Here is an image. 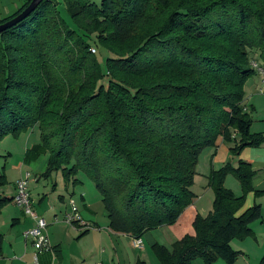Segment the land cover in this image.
Masks as SVG:
<instances>
[{"label": "trees", "instance_id": "1", "mask_svg": "<svg viewBox=\"0 0 264 264\" xmlns=\"http://www.w3.org/2000/svg\"><path fill=\"white\" fill-rule=\"evenodd\" d=\"M252 62L264 72V0H41L0 33V141L37 129L24 162L47 155L40 177L59 172L71 186L83 174L109 231L140 239L192 204L198 158L221 139L228 160L207 177L210 212L195 216L193 235L149 250L157 264H234L230 242L260 219L256 204L240 212L246 196L264 199L250 164H232L264 142L243 106ZM228 175L240 196L224 187ZM1 245L0 235V255Z\"/></svg>", "mask_w": 264, "mask_h": 264}, {"label": "crops", "instance_id": "2", "mask_svg": "<svg viewBox=\"0 0 264 264\" xmlns=\"http://www.w3.org/2000/svg\"><path fill=\"white\" fill-rule=\"evenodd\" d=\"M261 80H262L261 76L255 74L252 78H250L246 82L244 86L243 106L245 112L248 113L250 111L249 112L251 118L250 132L253 133H264V90H262ZM260 90L262 91L260 92ZM228 149L229 147L227 144L222 142L221 139H217L215 146L213 148H207L201 152L198 158V162L195 169L196 174L193 178V184L191 187L193 188L195 186V180L199 176L201 181L199 185L200 188L199 194H195L193 191H191L192 194L194 195L193 202L189 207H187L183 211V213L180 215V217L178 218L177 222L174 225L160 227L156 230L144 234L140 238L142 249L140 248L141 250H139V252H141V254L145 252L144 246L145 247L148 246V248H150L154 244H159L169 248L174 242L179 240L182 236L186 234L193 235L191 224L195 216L205 217L211 210L213 194L207 186V177L210 171L218 170L227 162ZM27 150L28 148H26L25 152ZM9 155L10 154H8V156ZM41 158L43 159L41 161H38ZM237 160H241L243 162L249 163L252 170L255 172L254 178L252 179V187L254 188V190H260V191L264 190V142L259 148L256 149L245 148L244 150H242L238 158L232 161L233 167H235ZM46 162H47V155L46 156L41 155L36 160H32L29 162H24V157H23L21 162L18 161L14 164H11L8 169H5V167L3 166L2 169L3 174L0 175V177L2 176L3 178L0 180V183H4V185L0 186V192H1L0 199L13 198L15 194L14 184L18 180V178L24 173H29V174L34 173L31 176V177L34 176L32 181L35 182V186H38L39 180L42 179L40 175L45 169ZM29 167H31V172L29 170ZM12 173L14 174L13 180H11V189L13 192L11 191V193L7 194L5 193V190L2 189H4L3 187L7 185L9 178L8 176L11 175ZM57 173L60 175L59 172ZM58 180L59 183L57 184L55 183L50 193H46V192L43 193L40 190V194L39 195L36 194L37 196L33 197L30 191L28 190L33 212H35L37 216L42 217L47 221L46 229H49L48 235L46 234V238H47L46 241L49 247L47 249L36 251L32 246L31 240L23 238V233L33 228L34 222L29 216H26L20 208L14 206L11 202L0 208L1 214L7 212L6 221L4 223H0V230L15 225L14 228H10V229L8 228L10 232L13 231V233H9V235L0 232V235L2 237L0 264H28L27 262L24 263V259L27 256H29L27 252V247L32 248L36 252L37 255L36 258L38 264H53L54 262L61 260V253H62L61 244L63 241V237H65V229L67 228L62 223V219L63 216L69 211L68 201L70 199L74 201L75 199L73 197V193H69L66 196H58L57 201L60 203L58 208H60L61 211L57 207H55L54 204H52L51 196H53V194L55 193V191L54 192L52 191L53 190H56L58 192L66 191V187L68 186V183H65L63 181L61 175L59 176ZM81 184L82 182L80 183V185ZM224 187L228 189L230 192H232V194H234L235 196H240L241 194L239 184L237 183V181H232L229 175L224 180ZM79 195H80L79 197L80 200L76 202L78 203L76 204L78 211L79 208L90 211L91 204L87 202V200L84 198L82 194ZM261 201L262 200L257 201V199L254 198L252 193L248 194L246 196L244 206L242 207L240 212L251 207L253 204H256L257 202H261ZM102 213L103 216L106 218L107 216L105 211L103 210V207H102ZM79 216L82 219V221L86 222L88 225L92 227V229L90 230L93 229H94L93 231L98 230V226L95 223H93L91 220L87 218H83L81 213H79ZM263 216H264V211H263ZM60 217L61 219H58ZM156 233H158L159 236L158 235L153 236V234ZM115 236L117 238V241L119 242V246L123 248L129 245L133 246L132 245L133 239L130 238L129 236L120 235V234H115ZM4 240L8 241V243H6ZM161 241L163 242L162 244ZM235 251L243 252L242 250H237V249ZM262 251L263 252H259L260 258L261 255H263L264 253L263 248ZM245 256L248 257L247 254H245ZM7 257L9 258V260H6ZM240 257H244V254ZM257 257L258 256H256V258ZM259 259L257 260V264ZM137 260H140V258H136V261ZM218 261L219 260H217L213 264H220L218 263ZM236 263L237 260L234 264Z\"/></svg>", "mask_w": 264, "mask_h": 264}, {"label": "rangeland", "instance_id": "3", "mask_svg": "<svg viewBox=\"0 0 264 264\" xmlns=\"http://www.w3.org/2000/svg\"><path fill=\"white\" fill-rule=\"evenodd\" d=\"M24 0H0V20L6 19L13 14H15L20 6L22 5ZM61 2V0H58ZM81 2H90L95 5H98L101 0H80ZM62 9V7H61ZM60 11V17L67 23L70 24L65 11ZM93 49L96 53V49ZM249 117L250 113L248 112ZM251 119V118H250ZM259 125V124H258ZM255 127V126H254ZM252 134H262L264 138V133H253ZM38 143V132L37 129H32L29 132L22 133L17 137L12 136H5L0 141V175L3 174V166L5 169H8L11 164H14L21 160L24 157V152L26 148L30 149L32 145ZM8 154H10L8 156ZM46 156V155H44ZM45 158V157H44ZM41 158L38 161H41ZM237 164L235 165V167ZM31 172V167H29ZM36 172V171H35ZM40 172V171H39ZM31 176L34 173H30ZM40 174V173H39ZM13 173L8 177V183L5 187V193H11V180H13ZM59 174H52L49 179H40L38 186H35V182H33V177L28 184V190L30 191L33 197H36L41 192L50 193L51 189L55 185V183H59ZM232 181H236L232 175H229ZM78 180L82 182V184H77L76 186H71L70 183L66 187V191H55L53 196H51V202L54 204L55 207H59L60 203L57 201L58 196H66L69 193H73L74 202L75 204L79 201V194H82L84 198L87 200L88 203L91 204L90 211L83 210L79 208V213H81L83 218H87L91 220L98 226V230H88V232L84 235H81L83 232V228H75L70 225L64 224L65 227V237H63V241L61 244V260L54 262L53 264H134L136 258H140L141 261L145 262V264H157L154 257L151 255L150 250L144 246L145 252L141 254L139 250L135 249L133 246L129 245L126 247L119 246V242L115 234L109 232L107 229V220L103 216L102 213V204L100 202V197L98 191L96 190L94 184L89 181L83 174H79L76 177ZM200 177L196 178L195 186L190 190L193 191L195 194H199L200 192ZM55 188V187H54ZM13 192V191H12ZM1 193V192H0ZM37 194V195H36ZM255 199L257 201L262 200L261 202H257L256 205L260 208V219L254 223L249 225V230L252 236H247L243 239H234L230 242V247L233 248L232 250H242L235 251L239 252L240 255L237 258L236 264H257V260L260 258V253L264 250V199L263 197L257 196ZM77 206V205H76ZM11 207V206H9ZM60 210V208H58ZM9 211V210H8ZM61 211V210H60ZM6 213H0V223H4L6 221ZM35 213V212H34ZM36 214V213H35ZM58 219H61L58 218ZM15 225H12L10 228H14ZM1 229L0 232L3 234L9 235V233H13L9 231V229ZM9 231V232H8ZM8 232V233H7ZM49 229H46L45 235H48ZM158 235V233L153 234V236ZM21 237V235H20ZM161 240V239H160ZM6 243L8 241L4 240ZM163 242L161 241V244ZM236 248V249H235ZM27 252L29 256L24 259V263L28 264H38L37 262V255L36 252L27 247ZM39 254V253H38ZM244 254V257H240ZM248 255V257L245 256ZM264 254V253H263ZM256 256H258L256 258ZM262 256V255H261ZM240 257V258H239ZM6 260H9L7 257ZM260 260V259H259ZM36 261V262H35ZM218 263L224 264L222 261H218ZM191 264H203L201 260L196 259ZM259 264V261H258Z\"/></svg>", "mask_w": 264, "mask_h": 264}, {"label": "built area", "instance_id": "4", "mask_svg": "<svg viewBox=\"0 0 264 264\" xmlns=\"http://www.w3.org/2000/svg\"><path fill=\"white\" fill-rule=\"evenodd\" d=\"M91 53H94L93 49H90ZM251 67L256 73L261 76L262 90H264V72L254 62L251 63ZM260 90V92L262 91ZM31 178L29 173L22 174L14 184L15 194L11 199V203L20 208L26 216H29L34 222L33 228L23 233V238L31 240L32 246L36 251L47 249V238L45 230L47 227V221L37 216L32 210V204L28 193V182ZM69 211L63 216L62 223L70 226H78L83 230H90L92 227L86 222L82 221L79 216L77 206L73 200L68 201ZM132 245L135 249L142 247L140 239H133Z\"/></svg>", "mask_w": 264, "mask_h": 264}, {"label": "water", "instance_id": "5", "mask_svg": "<svg viewBox=\"0 0 264 264\" xmlns=\"http://www.w3.org/2000/svg\"><path fill=\"white\" fill-rule=\"evenodd\" d=\"M41 0H31L28 6L22 10L17 16L6 21L5 23L0 24V33L12 28L13 26L17 25L21 21H23L26 17H28L39 5Z\"/></svg>", "mask_w": 264, "mask_h": 264}]
</instances>
